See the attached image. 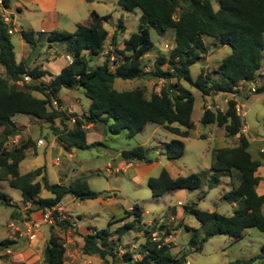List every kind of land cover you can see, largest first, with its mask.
<instances>
[{
	"label": "trees",
	"instance_id": "1",
	"mask_svg": "<svg viewBox=\"0 0 264 264\" xmlns=\"http://www.w3.org/2000/svg\"><path fill=\"white\" fill-rule=\"evenodd\" d=\"M118 4L128 11L137 8L141 10L138 33H132L125 41L123 49L114 46L105 55L104 62L92 68L87 65L86 52L91 55H100L103 52L109 35L104 22L110 19V14L100 15L93 10L91 23L78 24L74 32L21 30L22 37L31 46L38 42L39 37H44L49 43L66 44L73 60L58 74L53 75L39 67L29 68L25 61H17L15 44L10 33L12 24L7 23L3 16V10L10 7V0H0V66L6 73L5 77L0 76V181L6 180L11 187L19 189L23 202L32 205L27 212L28 218L33 212H40L41 215L46 208L57 205L68 195L85 200L95 199L100 193L91 189L85 175L70 183H53L48 178L45 166L22 175L20 163L27 157L28 150L34 147L35 142L29 138L18 147L7 149L6 142L19 134V129L12 120L16 114L34 115L49 121L59 118L66 124L71 117L65 111L54 108L53 101L62 105L58 94L63 88H82L91 99L88 111L83 115L74 114L73 126L54 130L58 142L66 149H87L98 144L99 142H88L87 126L99 123L107 125L111 134L124 133L127 138L142 132L148 123L162 125L179 136L188 137L195 127V95L183 82L203 95L210 96L219 92L237 94L245 83H254L257 80L264 51V0H219L217 9L214 8L212 0H118ZM119 28H124L123 18L119 19ZM152 28L160 36L172 31L174 46L168 55H158L154 70L147 71L143 56L155 46L151 35ZM120 30L117 28L114 36ZM205 36L213 37L219 44L231 47V52L217 67L219 78L204 73V70L197 78L192 76L191 66L206 52ZM114 51L117 56L112 59ZM111 60L115 68H112ZM25 73L34 79L49 74L51 79L47 85L30 84L20 87L17 81ZM143 77L164 79L165 85L160 92L152 93L150 98L141 87L128 90L114 87L117 78L127 80ZM32 90L41 91L44 97L34 96ZM263 91L264 85L255 90L256 93ZM227 104L226 110L204 109L201 122L205 125L216 123L224 127L226 137L240 134L238 143L215 148L213 161L206 173L209 174L208 184L211 188L220 184L223 175L230 176L232 180L239 179L238 184H232V188L221 197L237 205L232 214L202 210L197 203L184 205V213L194 215L205 229V235L200 238L197 228L185 225L187 231L193 232L189 245L195 250L201 249L204 242L215 235H227L233 240H240L249 228L264 232V194L257 191L262 180L259 168L264 165V151L259 158H254L249 151L250 141L243 133L245 124L237 109L238 102L230 99ZM162 149L168 159L176 160L184 155L186 145L183 140L175 138L165 142ZM147 154L148 148L138 145L123 150L121 157L127 162H151ZM39 176L40 179L37 180ZM203 176V172H192L173 177L164 168L158 176L149 177L147 184L153 197L159 198L181 189L198 190L203 185ZM43 189L50 192L51 196L41 197ZM204 196L202 194L199 199ZM12 200L9 194L0 189V203L15 206ZM142 214L138 204L127 211L126 217L134 218L116 229V237L109 228H95L83 235L81 251L84 254L97 255L103 260L108 256L115 259L123 235L131 231L145 230V242L138 253L140 259L135 257L133 251H125L115 264H184L186 255H174L172 243H167L164 238H155L153 231L148 228L143 229L145 223ZM58 225L72 226V222L63 219ZM181 226L183 224L179 225ZM166 234H171V230L166 229ZM0 243L11 244L13 241L6 239ZM65 252L60 236L53 231L44 250V264H65ZM257 259H264V243L260 252L249 261ZM249 261L238 259L230 264Z\"/></svg>",
	"mask_w": 264,
	"mask_h": 264
},
{
	"label": "rangeland",
	"instance_id": "2",
	"mask_svg": "<svg viewBox=\"0 0 264 264\" xmlns=\"http://www.w3.org/2000/svg\"><path fill=\"white\" fill-rule=\"evenodd\" d=\"M72 1L73 7L69 5L60 7L61 10L66 11L56 19L58 20V26L45 32L53 30L74 32L78 24L88 25L91 23V12L93 10H96L100 15L110 14V19L104 22V27L108 30L109 35L103 52L100 55H91L86 52L87 65L90 68L102 64L105 55L114 46L118 49H123L126 45L125 41L131 37L132 33H138L141 16V10L138 8L134 11H128L118 4V0ZM212 4L217 9L219 0H212ZM179 13L180 10L177 12L176 17H178ZM15 14H18V11ZM32 14L29 12L19 14L16 24L13 25L5 11H3L5 21L12 24L10 33L19 59L22 58L23 53L20 44L22 38L21 30H34L35 28L31 20ZM120 18H123L124 28H119ZM15 27L18 30L13 32ZM117 28L121 30L114 36ZM37 31H40V29ZM151 35L155 41V46L143 56L147 71L154 70V63L158 55H168L174 46V34L172 31L160 36L152 28ZM38 39L34 46L23 40L25 48L30 51V56L27 60L28 67H40L41 64H44L45 68L53 75L58 74L64 64L69 63L67 58L69 53L66 44L61 42L49 43L45 41L44 37H39ZM204 41L207 47L206 52L197 63L191 66L192 76L197 78L201 71L204 70V73L211 74L214 78H219L217 67L224 57L231 52V47L219 44L218 40L210 36H205ZM112 55L113 59L114 56H117V53L114 51ZM110 63L112 68H115L112 60ZM166 67L165 65L164 68ZM5 75L4 68L0 66V76L5 77ZM42 78L41 82L38 79H34L33 81L24 82L25 85L17 84L20 87H27L30 84L47 85L50 82L51 75L48 74ZM254 83L256 89L264 85V51L262 67ZM164 85V79L148 77L127 80L117 78L114 83V87L118 90L141 87L148 98L151 97L152 93L160 92ZM183 85L192 90L195 95L193 114L195 127L188 137L179 136L162 125L148 123L142 132L132 138H127L124 133L119 135L111 134L107 125L99 123L94 125L89 131L88 141L101 144L98 143L87 149H77L74 152L73 148L66 149L63 146L62 148L58 140H56L59 144L57 143L53 149L50 144L55 138L54 130L56 128L62 130L68 128V126H73L75 122L73 115H83L88 111L91 99L85 95L82 88L61 89L58 97L62 100L63 107L59 104H53L54 108L65 111L71 117L66 124H63L59 118L49 121L34 115L21 113L13 116L12 120L16 123L19 134L11 137L6 142L5 146L7 149L12 150L29 138L35 142L34 147L28 150L27 157L20 163V173L22 175L42 166L46 167L48 178L53 183H69L85 175L91 189L100 193V195L95 199L85 200L73 195L66 196L62 214H57L53 223H43L40 228L34 230V236L30 237L29 231L24 224L25 220H31L33 217L32 215L30 218L27 216V212L32 205L23 202L22 192L19 189L11 187L6 180L0 181V189L12 197L15 205L7 206L0 203V241L6 239L13 241L11 244L0 243V264H44V250L53 231L60 236L65 246V264H115L121 259L125 251H133L135 257L140 259L138 253L142 243L145 242V230L131 231L123 235L115 259L112 256H108L106 260H103L97 255H88L81 251L77 237L80 236V232H78V227L73 224L75 222L79 223L81 228H90L89 231H93L95 228L98 230L109 228L115 233L116 229L124 222L133 220V216H126L127 211L132 210L136 204L143 211L142 217L145 223L143 229L148 228L153 231L152 235L155 238H164L167 243H172V253L174 255L177 257L186 255L184 264H230L238 259L249 261L256 256L264 243V232L256 228L247 229L240 240H233L227 235L212 236L204 242L201 249L195 250L189 245L193 232L187 231L185 225L197 228L200 238L205 235V229L194 215L184 213L182 218H180L178 209H184L185 204L197 203L198 208L202 210H216L223 214L233 213L232 203L223 200L221 197L232 188V184H238L239 179L234 178L232 180L230 176L223 175L221 176L220 184L211 188L208 184L209 174L206 172L213 161V150L215 148L234 146L238 141L234 137H226L224 127L216 123L203 124L201 116L206 108L226 110L228 100L237 98L238 112L242 117L244 116V124L247 126L245 135L250 141L249 151L254 158H259L264 151V91L256 93L251 90L253 83H245L237 94L219 92L205 96L188 83L183 82ZM32 94L39 98L44 97L43 93L38 90H32ZM40 138L45 140L46 144L44 146L38 145L37 141ZM175 138L183 140L186 149L181 158L171 160L172 170L173 172H181L183 175H188L192 172H203V185L200 189L188 190L186 194L171 192L159 198H154L147 184L148 179L139 181L134 178L138 173L135 169L140 164L135 167L132 166L133 164H129L128 167L131 168L126 170L118 168L123 161L121 157L122 151L138 145H144L148 148L147 155L151 162H159L160 160L162 163H168L170 159L162 153V148L165 142ZM57 160L59 164H55ZM131 162L137 164L143 161L136 162L134 160ZM161 162L155 166L152 172L153 177L158 176L164 168ZM66 178L70 180L66 181ZM38 179H40V176ZM202 194H205V196L199 199ZM40 196L50 197L51 193L43 189ZM180 200L182 204L179 203ZM63 219H69L72 222V226L58 225ZM12 223H15L21 231L13 232L9 227ZM180 224H183V226L179 227ZM161 225H164L163 229ZM166 229H170L171 234H166ZM22 232H24L23 235H21ZM114 235L116 237V233ZM241 264H264V259Z\"/></svg>",
	"mask_w": 264,
	"mask_h": 264
},
{
	"label": "crops",
	"instance_id": "3",
	"mask_svg": "<svg viewBox=\"0 0 264 264\" xmlns=\"http://www.w3.org/2000/svg\"><path fill=\"white\" fill-rule=\"evenodd\" d=\"M67 5L73 7V1L72 0L71 1H69V0H14V1L10 0V7L8 9H4L3 11H5V14L8 16V18L10 19V22L13 23V25L16 24V20L18 19L19 14L24 13V12L33 13L31 15V20L33 22V27H35L34 30L37 31L38 29H40V31H48V30L54 29L56 26H58V20H56V19L58 18L59 15H62L66 11V10H61L60 7H67ZM12 6H13V9H15V10L12 9ZM17 11H18V14H15ZM17 30H18V28L15 27L13 32L17 31ZM23 40H24V38L22 37L21 41H20L21 48H22V51H23L22 58L21 59L18 58L17 51H16V58H17L18 62L25 61L26 63H28L27 60H28V57L30 56V53H29L30 51H28L25 48V43H24ZM15 49H16V46H15ZM65 65L66 64H64V66ZM39 68L42 69V70L49 71L47 68H45L44 64H41V66ZM46 75H48V74H46ZM42 79H43L42 77L38 78V81L41 82ZM33 80H34V78L32 79V81ZM252 86H256L255 83H253ZM232 99H235L238 102L237 98H232ZM62 107H63V105H62ZM65 108H66V106H65ZM87 127H88V129H90L89 131H91V129L94 127V125L90 124ZM246 127L247 126H244L243 133L246 132V130H247ZM89 133L90 132H88V135H89ZM54 135H55L54 141H52L51 144H50V146L53 149L56 147V145L58 143L56 141L57 140V136H56V134H54ZM88 135H87V139H88ZM239 135L240 134H238L237 136L234 137L235 140L237 139L236 141H238ZM77 149H78L77 147H76V149L73 147V151L74 152ZM74 152H73V154H74ZM73 154H71V155H73ZM136 162H142V161H137L136 160ZM160 162H161L160 160H159V162L153 161L151 163H146V162L143 161L142 163L134 164V162H127V161L123 160L120 163L118 168H123L124 170H126L128 168H131V167H128L129 164H133L132 165L133 167H135L138 164H140V165H138L139 167L135 169V171L138 172V173L134 176V178L136 180H139V181H146L147 179H149V177L152 176V172L154 171L155 166H157V164L160 163ZM55 164H59L58 160L55 162ZM162 164L164 165V168L169 171L171 176L177 177V176L183 175L181 172H173V170H172L173 169V165L171 163V160H169L168 163L163 162ZM259 175H262V180H261V182H260V184H259V186L257 188V191L260 194H264V165L260 166ZM65 180L69 181L70 179L66 178ZM62 183H64V182H62ZM172 193H175V194H181V193L182 194H186L187 190L181 189V190H178V191H174ZM179 203L182 204L181 200L179 201ZM236 205H237L236 203H232L233 209L236 208ZM178 210H179V216H181L180 218H182V215L184 214V209L183 208H179ZM32 216H33V218H38L40 216V212H33ZM73 224L78 227V232H80V236H77V237H78L79 242H80L79 246L82 247L83 244H84L83 235H85L88 232H90L89 231L90 228H88V229H86L85 227L81 228L79 226V223H76V222L73 223Z\"/></svg>",
	"mask_w": 264,
	"mask_h": 264
},
{
	"label": "built area",
	"instance_id": "4",
	"mask_svg": "<svg viewBox=\"0 0 264 264\" xmlns=\"http://www.w3.org/2000/svg\"><path fill=\"white\" fill-rule=\"evenodd\" d=\"M67 58L69 59V62H72L73 59L71 55H68ZM32 79L33 77L31 75L25 73L23 77L17 81V83L23 85L24 82L30 81ZM251 90L255 91L256 87L252 86ZM53 104L57 105L58 102L53 101ZM37 143L38 145H42V146L46 144L43 138L38 139ZM64 204H65L64 200H61L57 205L51 208H46L38 218L36 219L32 218L31 220H25L24 226L29 231L30 237L34 236V233H35L34 230L40 228L43 223H53L56 219L57 214L58 215L62 214L63 209H64ZM9 227L10 229L13 230V232L21 231L20 228H18V226L15 223L10 224ZM23 234L24 232L21 233V235Z\"/></svg>",
	"mask_w": 264,
	"mask_h": 264
},
{
	"label": "water",
	"instance_id": "5",
	"mask_svg": "<svg viewBox=\"0 0 264 264\" xmlns=\"http://www.w3.org/2000/svg\"><path fill=\"white\" fill-rule=\"evenodd\" d=\"M76 149V147H74Z\"/></svg>",
	"mask_w": 264,
	"mask_h": 264
}]
</instances>
